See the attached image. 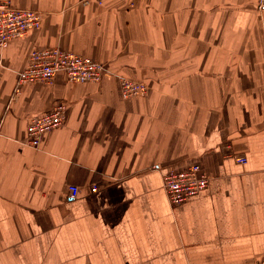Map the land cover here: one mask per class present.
Here are the masks:
<instances>
[{
  "label": "crops",
  "instance_id": "0c3cea01",
  "mask_svg": "<svg viewBox=\"0 0 264 264\" xmlns=\"http://www.w3.org/2000/svg\"><path fill=\"white\" fill-rule=\"evenodd\" d=\"M12 1L42 24L0 51V264H262L264 0ZM48 47L108 70L19 87ZM117 75L148 94L122 98ZM192 164L207 188L170 204L165 175Z\"/></svg>",
  "mask_w": 264,
  "mask_h": 264
},
{
  "label": "built area",
  "instance_id": "2783aa9c",
  "mask_svg": "<svg viewBox=\"0 0 264 264\" xmlns=\"http://www.w3.org/2000/svg\"><path fill=\"white\" fill-rule=\"evenodd\" d=\"M41 14L31 10L17 7L12 0H0V51L29 30L37 28L40 24ZM105 65L91 58L62 51L59 48H36L31 51L28 63L19 72V84H33L38 82L51 83L58 74H64L70 82H100L103 78ZM138 83L121 79V92L124 98L133 95L131 89ZM141 84V83H139ZM136 94L147 90L144 84ZM140 96V95H139ZM66 106L62 103L55 105L51 111L34 115L27 127L28 144L38 148L45 135L60 128L65 121ZM245 162L246 158L238 159ZM209 178L199 164H192L180 171H169L164 177V188L170 204L180 205L204 191ZM96 192L97 188L92 187ZM79 188L70 187V197L76 198ZM264 264V259L262 260Z\"/></svg>",
  "mask_w": 264,
  "mask_h": 264
},
{
  "label": "rangeland",
  "instance_id": "374dc122",
  "mask_svg": "<svg viewBox=\"0 0 264 264\" xmlns=\"http://www.w3.org/2000/svg\"><path fill=\"white\" fill-rule=\"evenodd\" d=\"M97 2H99V3H101V2H103V0H96ZM85 2H88V0H86ZM13 4H14V2H13ZM18 7V6H17ZM21 8V7H20ZM35 11V10H34ZM37 12V11H36ZM39 13V12H38ZM40 17V24H39V26L37 27V28H34V29H31V30H29L26 34H24L22 37H24V36H26V35H28L30 32H32V31H34V30H37L38 28H40V26H41V24H42V15H40L39 16ZM22 37H19V38H22ZM14 40V39H13ZM58 48V47H57ZM60 49V48H59ZM34 50V49H33ZM62 50V49H61ZM62 51H66V50H62ZM68 52H71V53H75L76 54V52H72V51H68ZM31 53V52H30ZM78 54V53H77ZM82 55V54H81ZM82 56H85V55H82ZM85 57H88V58H91V57H89V56H85ZM92 60H95V59H93V58H91ZM97 61V60H96ZM97 62H100V61H97ZM100 63H102V64H104L105 65V71H104V73H103V78H104V76H105V74H106V72H107V70H108V66H107V64H105L104 62H100ZM24 69V68H23ZM117 78H118V81H119V84H120V93H121V96H122V92H121V79L122 78H124V79H127V83H129L130 81H133V82H136V83H138V84H136V85H139V87L141 86V88H142V86L143 85H141V84H144L146 87H147V90L145 89V91H142V94H138V95H135L136 94V90H138L139 88L138 87H136V85H134L133 86V89H131V91H132V93H133V95L132 96H130V97H128V98H124L123 96H122V98H124V99H132V98H137V97H144V96H146L147 94H148V91H149V86L146 84V83H144V82H141V81H138V80H134V79H132V78H128V77H125V76H122V75H117L116 76ZM103 78H101V79H103ZM101 81V80H100ZM53 82V81H52ZM51 82V83H52ZM38 83H47V82H38ZM74 83H77V82H74ZM89 83H96V82H89ZM139 83H141V84H139ZM21 85H24V84H21ZM20 84H19V82H18V86L20 87L21 86ZM140 95V96H139ZM62 104H64V103H62ZM65 105V104H64ZM66 106V105H65ZM67 108V107H66Z\"/></svg>",
  "mask_w": 264,
  "mask_h": 264
}]
</instances>
